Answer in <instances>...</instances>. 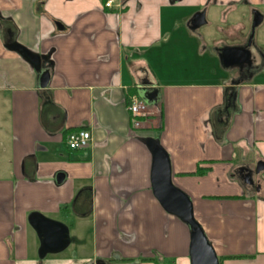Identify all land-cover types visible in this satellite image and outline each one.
I'll return each instance as SVG.
<instances>
[{"label":"crops","instance_id":"0c3cea01","mask_svg":"<svg viewBox=\"0 0 264 264\" xmlns=\"http://www.w3.org/2000/svg\"><path fill=\"white\" fill-rule=\"evenodd\" d=\"M105 2L0 0V264H191L189 226L153 193L150 138L221 264H264V27L240 84L221 55L264 0ZM147 82L159 101L136 126ZM77 130L88 148L68 147ZM34 214L67 228L64 249L40 257Z\"/></svg>","mask_w":264,"mask_h":264},{"label":"water","instance_id":"95a60500","mask_svg":"<svg viewBox=\"0 0 264 264\" xmlns=\"http://www.w3.org/2000/svg\"><path fill=\"white\" fill-rule=\"evenodd\" d=\"M200 19L201 23L197 26L206 23L205 12L199 13L194 22H200ZM260 21L258 23H260ZM257 26L258 24L255 23L252 26L253 35ZM9 36L10 38L7 42L11 48L20 52L36 66L41 65L40 56L33 54L26 48L14 43L11 33H9ZM221 52L224 53L223 57L229 61H243L246 56L244 50L221 49ZM49 80L50 72L48 70L41 71L40 85L42 88L47 87ZM240 83L241 81L232 82L234 85ZM138 94L148 105H156L159 101V90L150 86L149 82L145 83L144 86L138 89ZM146 143L153 156L151 182L155 197L167 213L179 217L190 228L191 264H220V259L216 254L212 243H210L203 228L194 218L191 199L186 193L173 184L169 155L162 148L159 140L150 138L147 139ZM31 223L38 231L41 242L40 257H44L48 253L62 250L67 246L68 231L63 224L45 219L38 214L32 215Z\"/></svg>","mask_w":264,"mask_h":264},{"label":"built area","instance_id":"2783aa9c","mask_svg":"<svg viewBox=\"0 0 264 264\" xmlns=\"http://www.w3.org/2000/svg\"><path fill=\"white\" fill-rule=\"evenodd\" d=\"M113 4L114 0H106L105 7L112 8ZM148 108L149 105L139 95L134 94L129 97V111L136 126L140 124L138 118L147 116ZM91 139L92 135L89 130L72 131L67 136V145L71 150L85 149L90 146Z\"/></svg>","mask_w":264,"mask_h":264},{"label":"flooded vegetation","instance_id":"af4514ba","mask_svg":"<svg viewBox=\"0 0 264 264\" xmlns=\"http://www.w3.org/2000/svg\"><path fill=\"white\" fill-rule=\"evenodd\" d=\"M261 17H262V20H261ZM194 20L192 22V25L194 27H196L197 25H199V23H201V19H200V22H196V23L194 22ZM263 20H264V16H262L258 11H254L251 14V16H250V26L251 27L249 30L248 38L246 39V41L244 42L242 47L236 49V50H244L246 52L245 59L243 61H237V60H233V61H229V62L226 61V64L229 63L231 67L235 66L240 71V76L234 81H240L242 79H246L250 76V74H252L253 72L257 71L260 68V65L254 64L255 57H253V54L250 53V51H251L252 47H254V38H255L257 28L260 26V24L262 23ZM259 21H260V23H258ZM254 23L258 24V26L256 27L255 33L253 35L252 26ZM225 50H227V49H225ZM233 50H235V49H233ZM221 55L223 57L224 53L221 52ZM248 176L249 175H247V178H248Z\"/></svg>","mask_w":264,"mask_h":264},{"label":"rangeland","instance_id":"374dc122","mask_svg":"<svg viewBox=\"0 0 264 264\" xmlns=\"http://www.w3.org/2000/svg\"><path fill=\"white\" fill-rule=\"evenodd\" d=\"M239 20H240V22L245 23V26L247 27V29L250 30L251 26H250V23H248L247 17L245 18L243 16H240ZM263 27H264V24L262 25V27L260 29H258L256 31V33L260 32L263 29Z\"/></svg>","mask_w":264,"mask_h":264},{"label":"trees","instance_id":"16d2710c","mask_svg":"<svg viewBox=\"0 0 264 264\" xmlns=\"http://www.w3.org/2000/svg\"><path fill=\"white\" fill-rule=\"evenodd\" d=\"M236 256H234V258H235ZM232 258V257H231ZM237 258H240V257H237ZM220 264H221V260H220Z\"/></svg>","mask_w":264,"mask_h":264}]
</instances>
